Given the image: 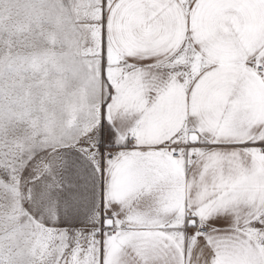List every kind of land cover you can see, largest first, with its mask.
I'll return each mask as SVG.
<instances>
[{
	"label": "snow or ice",
	"instance_id": "1",
	"mask_svg": "<svg viewBox=\"0 0 264 264\" xmlns=\"http://www.w3.org/2000/svg\"><path fill=\"white\" fill-rule=\"evenodd\" d=\"M0 264H264V0H0Z\"/></svg>",
	"mask_w": 264,
	"mask_h": 264
}]
</instances>
